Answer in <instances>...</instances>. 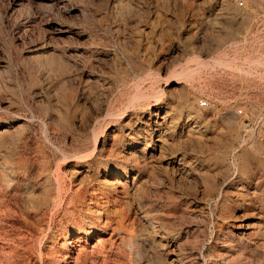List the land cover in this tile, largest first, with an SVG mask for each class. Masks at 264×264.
<instances>
[{"label": "rangeland", "instance_id": "374dc122", "mask_svg": "<svg viewBox=\"0 0 264 264\" xmlns=\"http://www.w3.org/2000/svg\"><path fill=\"white\" fill-rule=\"evenodd\" d=\"M37 2L15 9L0 0V169L24 190L18 213L2 223L11 235L0 240L4 251L16 245L39 260L43 222L34 206L56 195L61 164L85 201L73 196L53 229L95 209L103 220L124 212V227L105 238L127 264H264V229L237 228L258 222L263 199L246 213L221 194L226 182L229 195L264 197V0ZM139 91L148 96L141 102ZM155 112L166 117L159 125ZM58 150L92 155L75 164ZM24 157L29 168L26 160L2 166ZM109 168L130 171L123 188L101 182ZM93 189L109 201L89 204Z\"/></svg>", "mask_w": 264, "mask_h": 264}, {"label": "bare ground", "instance_id": "6f19581e", "mask_svg": "<svg viewBox=\"0 0 264 264\" xmlns=\"http://www.w3.org/2000/svg\"><path fill=\"white\" fill-rule=\"evenodd\" d=\"M21 1L22 0H14V3H15L14 6L16 5L15 9H20L19 7L21 6ZM37 1H41V0H34L35 3H38ZM58 1L63 4L64 1H67V0H58ZM70 10L75 11L76 7L73 6ZM49 25L51 28L55 27V23H49ZM60 31H62V30H60ZM151 76H153V75H151ZM157 85H159V84H157ZM152 86H153V84H152ZM137 87L139 88V86H137ZM145 91H148V90H145ZM149 93H150V91H149ZM153 93H154V91H153ZM157 96L158 95L153 94V95H150L149 97H157ZM145 97L147 98L148 96H146V92L143 93L142 91H139L135 95V99L139 100L140 102ZM137 106H139V105H137ZM140 110H141V108H140ZM110 113H111V111H110ZM153 115L155 118L153 123L156 125L161 124L166 119L165 116L158 118L159 114L156 112L153 113ZM6 127H7L6 124H0V128L6 129ZM98 148H99V138L96 137L92 147L90 148V152L96 153V151H98ZM6 149L7 148L3 144H0V150L5 151ZM58 151H60V150H58ZM62 151H60V153H62L61 159L66 160V161L68 160L69 162H73L75 164H83V162H85L87 160V158H89V155H92V154H87L84 151H83L84 153H82V154L80 153V154H73V155H72V153L69 154V153L62 152ZM26 159H27L26 157H24V159L21 158L20 161H18V163H16L14 160H11V159L8 160L5 158L4 160H2V162H3L2 166L5 167L7 165L8 167L9 166L12 167V170H16V165H21L22 163H20V162H23ZM27 163H28L27 160L24 161L23 168H29V165ZM4 171L5 170L0 169V240H11V235L9 234L6 227H4V225L2 223H3V220L7 219V217L15 216L18 213V208L16 206H18V203L22 202L24 190L22 191L19 186L14 187V185L17 182L15 181V179L13 181L11 179H8L7 176L5 175ZM54 173L56 176L55 182H56V185L58 187L56 195L52 197L48 194H45V196H43L42 199L40 201H38L37 204L34 206V209L40 214L39 223L43 222L39 227V230H40L39 231L40 249H39V255H38L39 260H37V262H35L34 264H38V263L39 264H127L120 259L118 260L117 258H113L114 256L112 257L113 249H112V247H109L110 244L107 241V238H105V235L107 234V231H108L107 229L112 228L113 231H115V230L120 231L124 227V223H125L124 222L125 221L124 212L123 213L122 212L113 213V216H111V217L107 216L105 218V220H103L101 215L96 212V211H98V209H95L94 211H95L96 215L92 214V216L91 215L90 216H87V215L83 216V218L80 219V221L78 222L77 225L70 223V224L65 226L66 223H64V224H61L60 227L56 226L55 229H56V231L58 230V235L62 236L61 241H58L55 238V236H52V234L55 232L54 231L55 229H53V225L56 223L58 217L62 213H63V215H65V213H66L65 211L67 208H69L70 205L72 207L74 206L73 205L74 197L80 196L79 201L80 202L85 201V196L81 193V191H82L81 187H78L76 189V191H74L73 188L71 187V185L68 186L67 181L65 179V176H63L62 171H61V164H59L57 166L56 172H54ZM129 174H130V171H128V170L116 173V171H114V169L109 168V169H107L106 173L104 174V178L102 176L101 182L105 183L107 185H111V187H114L115 189L123 188L124 184H123L122 178L123 177L127 178L129 176ZM18 177H19V175H18ZM249 180H251V179H249ZM7 185H9L10 187H8ZM226 185H227L226 182L221 184V194L223 195L224 199L226 201L234 200V202H236L237 204H241V203H239L240 201L243 202L240 206L244 208L246 213L248 212V209L255 206L254 204L256 201H261L262 199H263L262 201H264V197L262 196L263 197L262 198L261 196L258 195V193H260V195H261V192H258V193L253 192L251 194H248L245 192V193L229 195L228 193L224 192L225 191L224 188L226 187ZM254 190H256V189H254ZM120 191H122V190H120ZM29 192H28V194H29ZM123 192L124 191H122V194H123ZM127 193H129V192H127ZM34 195H35V193L30 192L29 197L34 198L33 197ZM90 196H91V198H90L89 204H95L97 207L99 205V202H98L99 200L102 199V201L103 200L109 201L108 199L110 197V194L106 191H103L102 189H93L92 192L90 193ZM249 196H252V197H249ZM232 197H234V198H232ZM118 198H119V196H118ZM112 199H114V198H112ZM104 204H106V202ZM14 205H16V206H14ZM139 209H140V207L137 210H139ZM76 210H77L76 207H74V210L70 211V213L69 212L68 213L70 215H75ZM133 210H131V209L129 210L128 216H129V219L132 218V220H133L132 223L135 224L136 223L135 221L139 219V216H138V211H133ZM142 213H143V211H142ZM140 218H142V217H140ZM142 221H143V219H142ZM46 222H49V226L47 225ZM35 225H36V223H35ZM237 228L244 231V234H245V232H248V231H257V230L259 231V230L264 229V214L258 218V222H248V223L244 222V224L242 223L240 225H237ZM160 237H161V235H160ZM229 237L230 236H228V238ZM55 241L57 243H59V245L57 246V250L52 249V245H53V243H55ZM0 248H2V250L0 251V264H15L17 262L21 263V264H32V259H30V257H28L26 259L25 256H21L19 254V251H18L19 247L17 249L16 245H15V248H13L11 251L9 250V252L4 251L2 246H0ZM25 248H26L25 251H27V252L31 251V249H33V247L31 245H28ZM113 261H114V263H113Z\"/></svg>", "mask_w": 264, "mask_h": 264}, {"label": "built area", "instance_id": "2783aa9c", "mask_svg": "<svg viewBox=\"0 0 264 264\" xmlns=\"http://www.w3.org/2000/svg\"><path fill=\"white\" fill-rule=\"evenodd\" d=\"M235 1L238 4V6H241V7L245 6V0H235ZM199 105L204 108L208 107L209 101L207 99L202 98L199 100Z\"/></svg>", "mask_w": 264, "mask_h": 264}]
</instances>
